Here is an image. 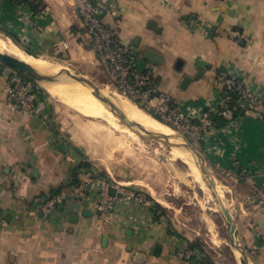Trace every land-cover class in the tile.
Segmentation results:
<instances>
[{
    "label": "crops",
    "instance_id": "obj_1",
    "mask_svg": "<svg viewBox=\"0 0 264 264\" xmlns=\"http://www.w3.org/2000/svg\"><path fill=\"white\" fill-rule=\"evenodd\" d=\"M39 1L35 11L0 0V31L40 58L109 78L75 0ZM102 20L138 69L156 77L158 93L172 96L193 123L218 102L227 75L243 84L236 123L192 138L231 193L250 264H264V0H108ZM146 49L161 62L144 58ZM9 75L0 65V264H182L179 252L191 241L156 202L120 198L102 212L91 198L73 199L74 174L81 180L88 169L78 166L97 171L94 159L37 82V111L23 115L6 92ZM56 196L62 200L46 211ZM193 250L201 257L190 264H216Z\"/></svg>",
    "mask_w": 264,
    "mask_h": 264
},
{
    "label": "rangeland",
    "instance_id": "obj_2",
    "mask_svg": "<svg viewBox=\"0 0 264 264\" xmlns=\"http://www.w3.org/2000/svg\"><path fill=\"white\" fill-rule=\"evenodd\" d=\"M0 34L5 35L2 31H0ZM39 59H42L51 69L45 76H54L60 71L67 70L73 75L83 76L99 89L101 85L108 84L111 86L106 75L92 77L65 61L44 57H39ZM50 64L55 67L50 66ZM59 66L60 70L54 73L53 69ZM60 76L65 77L64 74ZM48 97L52 107H55L53 108L55 116L62 120L74 133L87 153L92 156L93 162L97 165L96 170L106 179L107 183L126 186V188L158 203L162 207L161 211L166 215L172 229H176L186 240L197 245L211 262L237 264L234 259V252H238V250L230 242L229 225L224 221V215L221 214L222 210L215 202V198L203 180L202 174L198 173L196 169L201 181L204 183V188L195 180L193 181L185 164L169 160L164 156L167 148L172 147L163 143L160 137L155 135V131L149 130L152 135H148L146 138L142 137V144L123 139L122 135L111 129L104 120L83 116L49 95ZM142 107L151 110L145 105H142ZM142 110L146 112L144 109ZM147 115L153 120L152 122L156 127L169 135L171 143H176L178 140L172 138L168 131L173 132L180 140H183V143L198 152L203 166L212 180L216 181L211 166L208 165L209 163L199 150V144L191 136L184 135L167 122L154 119L151 114L147 113ZM105 127L106 129H103ZM115 140H118L121 145ZM172 149L179 151L176 148ZM162 157L166 158V162L162 160ZM191 160L193 161L192 158ZM217 183L222 187L224 196L229 201L228 210L230 215L236 220L235 203L231 199L229 189L218 181H216V186ZM174 191L176 192L174 193ZM159 202L168 204L171 210L163 208ZM222 203L224 205L223 200ZM213 235L220 241L218 246L211 243ZM233 247L237 251H233Z\"/></svg>",
    "mask_w": 264,
    "mask_h": 264
},
{
    "label": "built area",
    "instance_id": "obj_3",
    "mask_svg": "<svg viewBox=\"0 0 264 264\" xmlns=\"http://www.w3.org/2000/svg\"><path fill=\"white\" fill-rule=\"evenodd\" d=\"M107 6L108 0H75V9L83 34L89 37L96 55L104 63L114 89L136 104L149 107L153 115L161 121L167 122L174 129L191 137L199 134L205 136L216 131L218 126L212 120L213 115L221 117L229 125L236 123L238 117L235 116V112L239 108L237 104L239 99L230 104V98L225 91L214 107L205 108L195 117L196 123L192 122L193 117L178 111L177 101L172 96L158 93L156 77L138 69L135 56L116 40V29L104 24L102 15ZM9 82V85H6V92L10 99L19 107L23 115L33 116L38 108V93L22 75L13 70H10ZM224 83L225 90L236 91L239 97L245 94L244 86L236 76L227 75ZM260 117H264V114ZM83 174L84 177L71 188L75 201L91 198L95 201L97 208L104 212L112 208L120 198L136 202L143 200L141 194L126 186L107 183L98 171L88 168ZM109 187L116 189L114 196L108 194ZM61 200V196L47 200L45 210L51 211ZM0 221H3L2 217ZM200 257L199 251L188 249L186 246L179 252L182 264H190L191 261L198 260Z\"/></svg>",
    "mask_w": 264,
    "mask_h": 264
},
{
    "label": "bare ground",
    "instance_id": "obj_4",
    "mask_svg": "<svg viewBox=\"0 0 264 264\" xmlns=\"http://www.w3.org/2000/svg\"><path fill=\"white\" fill-rule=\"evenodd\" d=\"M11 42L8 38L4 36H0V52L7 53L15 57L16 59L25 62L26 64L30 66L32 71L40 75L47 74L51 71L50 67L42 59H39V58H36V57H33L31 55L24 53L22 49H20L16 44H14L13 42L11 43ZM50 66L55 67L52 64H50ZM53 70L55 71L54 73H57L60 70V66L54 68ZM38 83L43 88V90L56 101L70 107L71 109L82 114L83 116L104 120L111 129L118 131L122 135L123 139L125 138L127 140H131L139 144H142L143 138H146L148 135L150 136L152 135V132L149 131L151 129L155 131L156 133H161L169 137V135L165 131H162L161 129L155 126V124L152 122L153 120L147 115L146 112L140 109L137 104H135L131 99L127 98L123 94L118 93L116 89H113V87H111L108 84L101 85L100 90L102 91V93L108 97L111 103L126 118L127 121L138 123L141 126H143V129L134 131L122 125L118 121V119L105 107L102 101H100L97 98L96 94L90 89H88L87 87H85L84 84L80 81H77L75 79L66 78V77L59 75L52 79H38ZM103 129H106V127ZM107 129L109 130V128ZM168 133H170L172 138L178 140L176 141L177 144L183 143V140H180L173 132L168 131ZM120 140L121 139L119 138V141ZM115 141H117L118 143V140H115ZM121 143H118V144L121 145ZM178 150L183 153L177 150H174L172 148H167V151L165 152L164 156L169 160L179 161L185 164L187 166V169L189 171L191 178H193V181L195 180L202 188H204V183L201 181L198 175V173L200 172L197 167L195 168L196 165H195L194 160L193 161L191 160L192 156L188 152H185L180 149ZM212 181H213V185L215 188V193L212 194L213 197L215 198V202L218 204L219 202L222 203V200H223L224 205H226L225 207L228 209L229 201L224 196V190L222 189V187H218V185L216 186L214 179ZM206 185L208 186L207 183ZM175 192L176 191H174V193ZM162 205L165 206L167 210H171L168 204L162 203ZM220 209L222 210V208ZM222 211H221V214L223 216ZM229 239H230V242H233V239H231L230 236H229ZM211 243L213 245L218 246L220 244V241L218 240L217 237L213 235ZM233 251H237V250L233 247Z\"/></svg>",
    "mask_w": 264,
    "mask_h": 264
},
{
    "label": "water",
    "instance_id": "obj_5",
    "mask_svg": "<svg viewBox=\"0 0 264 264\" xmlns=\"http://www.w3.org/2000/svg\"><path fill=\"white\" fill-rule=\"evenodd\" d=\"M4 36L8 37L14 44H16L20 49H22V51H24V53L31 55L33 57L39 58L33 52L19 46L9 35L5 34ZM142 56L144 58L150 60V61L155 62V63H160L162 60L159 55H157L156 53H154L153 51H150L148 49H146L143 52ZM0 65L2 67L13 70V71L19 73L20 75H23V76H25V77H27V78H29V79L37 82V83H38V79H52V78L57 77L58 75H61V74H64L66 78L75 79L77 81H80L84 84L85 87H87L88 89H90L91 91H93L96 94L97 98L100 101H102V103L105 105V107L118 119V121L121 124H123L125 127L129 128L131 130H134V131L139 130V129H143V126H141L140 124L127 121L126 118L111 103V101L108 99V97L106 95H104L102 93V91L98 87H96L92 82L88 81L87 79H85L81 75H73L70 72H68L67 70L60 71L54 76H45V74L40 75V74L32 71L30 66L28 64H26L25 62L20 61V60L16 59L15 57H13L7 53H4V52H0ZM139 107L141 108V106H139ZM142 109H144V108H142ZM145 111L147 112V110H145ZM147 113L149 114V112H147ZM33 120L38 121V118L34 117ZM155 135L160 137V139L162 140L163 143L170 145L172 148H176V149H180V150H183L185 152H188L192 156L196 167L199 169L204 180L208 184L212 194L215 193V188L213 185L212 178L208 174V171L206 170V168L203 166L198 152L193 150V148H191L189 145H187L185 143H180V144L171 143L170 137L163 135L161 133H155ZM162 160L166 162V158L162 157ZM108 194L110 196H114L116 194V189L114 187H109ZM218 206L220 208H222L223 215H224V221L226 223H228V225H229V228H230L229 236L231 239H233V242H231V243H233L235 245L236 249L238 250V252H234V259H235L236 263L237 264H250L248 254H247V252H246V250H245V248L242 245V242L240 240L236 220L230 215L228 209L221 202L218 203Z\"/></svg>",
    "mask_w": 264,
    "mask_h": 264
},
{
    "label": "trees",
    "instance_id": "obj_6",
    "mask_svg": "<svg viewBox=\"0 0 264 264\" xmlns=\"http://www.w3.org/2000/svg\"><path fill=\"white\" fill-rule=\"evenodd\" d=\"M19 3H25V4H27V5H29V6H31V8L33 9V10H35V11H37V8L40 6V1L39 0H17ZM14 41H15V38L14 37H12V36H10ZM16 42V41H15ZM22 77L24 78V80L26 81V82H28V83H30L31 85H32V87H34V90L36 91V92H38V94H41V93H43V90L38 86V84L35 82V81H33V80H31V79H29V78H27V77H25V76H23L22 75ZM225 93H227L228 94V96H229V103L230 104H233V103H235L236 102V100L238 99V97H239V95L237 94V92L236 91H229V90H225ZM139 106H141V105H139ZM141 108H144V107H142L141 106ZM145 109V108H144ZM145 110H147V109H145ZM147 112H149V114H151L155 119H157V120H160L157 116H155V115H153V113L151 112V111H149V110H147ZM235 116L237 117V116H242V112L240 111V109L238 108L237 110H236V112H235ZM212 120H213V122L216 124V125H218V126H222V125H224L225 123H226V121L225 120H223L221 117H219V116H217V115H213L212 116ZM82 167H84L85 169L86 168H89L90 167V165L89 164H87V163H85V164H83V165H80V166H78V168H82ZM78 170L75 172V174H74V182H73V184L74 185H76L78 182H79V179H77V177H78ZM57 194V193H56ZM155 208H157V209H162V207L158 204V203H155ZM187 248L188 249H198V250H200L199 249V247L197 246V245H195L194 243H191V242H187Z\"/></svg>",
    "mask_w": 264,
    "mask_h": 264
}]
</instances>
